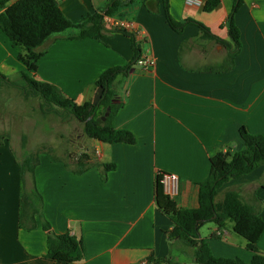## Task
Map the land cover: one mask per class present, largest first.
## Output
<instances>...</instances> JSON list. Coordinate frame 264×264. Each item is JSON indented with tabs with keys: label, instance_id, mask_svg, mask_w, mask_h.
Returning <instances> with one entry per match:
<instances>
[{
	"label": "crops",
	"instance_id": "obj_1",
	"mask_svg": "<svg viewBox=\"0 0 264 264\" xmlns=\"http://www.w3.org/2000/svg\"><path fill=\"white\" fill-rule=\"evenodd\" d=\"M243 1L235 15L242 50L234 68L224 73L206 70L220 66L228 51L206 39L196 25L174 32L160 0H141L127 12V19L147 34L144 45H138L142 56L154 62L150 71L134 65L129 77L118 82L124 106L114 126L130 131L136 143L109 145L85 138L87 152H93L97 162L116 166L106 182L98 167L77 175L48 155L41 157L35 170L43 214L52 231L83 240L85 258L74 264H142L163 259L194 264L191 248L169 238L173 225L157 207L156 177L160 172L176 175L177 193L171 197L179 208H197L199 185L209 177L211 159L221 151H241L243 127L252 135H264V0ZM107 3L66 0L59 6L70 21L80 24L103 12ZM169 5L175 21H198L218 38L230 40L225 24L234 0H221L210 13L193 0H169ZM77 33L65 32L42 46L45 54L32 76L83 104L93 100L94 84L105 71L128 65L135 53L132 39L124 34L68 39ZM18 54L0 30L1 73L16 77L27 71ZM12 151L4 138L0 143V264H60L44 259L47 233L39 218L35 230L19 229L20 168ZM223 189L224 195L239 191L264 220V166L225 184L218 195ZM230 224L219 239L213 238L219 231L215 224L208 237H200L214 256L249 263L253 254ZM258 247L264 253V232Z\"/></svg>",
	"mask_w": 264,
	"mask_h": 264
},
{
	"label": "trees",
	"instance_id": "obj_2",
	"mask_svg": "<svg viewBox=\"0 0 264 264\" xmlns=\"http://www.w3.org/2000/svg\"><path fill=\"white\" fill-rule=\"evenodd\" d=\"M11 0H0V30L19 49L18 60L24 64L27 71L20 72L18 78L7 76L0 72V90L3 86L19 89L25 99L37 97L40 99V109L44 116L57 115L62 118L71 117L83 125V133L87 139L103 144L124 143L134 145L135 136L128 130H119L114 126V118L124 106V99L119 94L118 82L128 78L130 71L142 57V50L137 41L127 31H109L103 25V17L110 16L121 20L127 19V12L136 8L141 0H108L103 12L95 13L80 24H74L62 12L56 0H19L9 5ZM203 3L205 12L214 11L221 0H199ZM166 21L170 28L182 33L186 25H196L206 39L223 46L228 55L217 68H209L207 72L224 73L234 68L235 58L242 50L240 30L235 22V15L243 6V0H234V5L225 26L228 28L229 41L222 40L212 34L204 24L187 20L183 23L173 19L170 13L169 0H160ZM129 21V20H128ZM71 30L77 34L68 36L69 40H83L102 36L105 32L121 33L132 39L135 53L133 60L126 66H119L105 71L94 84V91L104 88L102 99L97 105L93 100L77 104L62 94L52 84L38 81L32 76L38 71V62L45 51L40 50L51 39ZM109 110L105 121L103 117ZM92 117V118H91ZM244 142L243 149L234 154L219 152L211 159L208 179L199 185L198 207L194 209L179 208L177 202L165 192L164 178L167 174L160 172L156 177L155 201L158 209L166 215L173 230L169 232L171 241H180L193 248L195 264H264V253L258 247V242L264 232V220L255 207L244 201L239 191H226L224 199L217 202L219 189L232 180H239L264 166V135H252L244 127L239 131ZM26 137L22 138V148L26 149ZM44 155H49L55 162L64 163L74 174L81 175L93 167L101 170V179L106 182L108 174L116 169L113 164H101L95 160L93 152H85L77 156H69L63 160L50 153L36 154L25 151L20 161L19 180V229L33 231L37 228V218L47 233V253L45 260L74 264L85 258L83 240L69 232L56 234L43 214V197L37 189L35 170ZM215 224L219 231L233 224V231L246 241V248L253 254L248 263L241 258H219L214 256L206 239L200 237L201 228L207 224ZM217 234L213 238L219 239ZM173 264L168 259L158 260Z\"/></svg>",
	"mask_w": 264,
	"mask_h": 264
},
{
	"label": "rangeland",
	"instance_id": "obj_3",
	"mask_svg": "<svg viewBox=\"0 0 264 264\" xmlns=\"http://www.w3.org/2000/svg\"><path fill=\"white\" fill-rule=\"evenodd\" d=\"M40 103L37 97L25 99L17 88L5 85L0 90V143L4 138L9 140L12 154L19 168L25 151L32 154L39 151L50 153L67 161L69 156L75 157L89 149L81 123L71 117L62 118L54 114L44 116ZM23 136L27 140L25 150L22 148ZM223 199L224 189L220 191L217 201ZM213 226L211 223L205 224L200 234L208 237L210 228ZM236 238L245 241L240 236ZM191 250L194 253V249L191 248Z\"/></svg>",
	"mask_w": 264,
	"mask_h": 264
},
{
	"label": "built area",
	"instance_id": "obj_4",
	"mask_svg": "<svg viewBox=\"0 0 264 264\" xmlns=\"http://www.w3.org/2000/svg\"><path fill=\"white\" fill-rule=\"evenodd\" d=\"M57 2H62L66 0H56ZM197 3H202V1L199 0H193ZM103 25L104 27L109 31H127L134 39L138 42L139 46H143L146 42L147 34L145 30L140 29L134 25L133 22H130L128 20H121L110 16H104L103 17ZM137 65L142 67L145 71L152 70L154 66V62L151 58H148L147 56H142L141 59L137 62ZM177 186H178V178L176 175H168L164 178V187L165 192H167L168 195L172 196L177 193ZM218 236L222 235L221 231H218ZM142 264H159L157 262H151V261H144Z\"/></svg>",
	"mask_w": 264,
	"mask_h": 264
},
{
	"label": "water",
	"instance_id": "obj_5",
	"mask_svg": "<svg viewBox=\"0 0 264 264\" xmlns=\"http://www.w3.org/2000/svg\"><path fill=\"white\" fill-rule=\"evenodd\" d=\"M103 93H104V88H103V87H100V88L97 89V92H96V94H95V96H94V98H93V102H92L94 106L97 105V104L99 103V101L102 99V97H103ZM109 110H110V109H108V112H107L106 115L102 118L103 121H105L106 118L108 117V115H109ZM91 118H92V117H91Z\"/></svg>",
	"mask_w": 264,
	"mask_h": 264
}]
</instances>
